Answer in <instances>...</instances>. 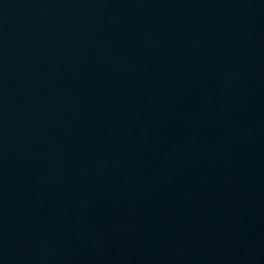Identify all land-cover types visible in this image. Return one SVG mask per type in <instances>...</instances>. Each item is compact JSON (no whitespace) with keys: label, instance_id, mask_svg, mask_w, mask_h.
<instances>
[{"label":"water","instance_id":"water-1","mask_svg":"<svg viewBox=\"0 0 264 264\" xmlns=\"http://www.w3.org/2000/svg\"><path fill=\"white\" fill-rule=\"evenodd\" d=\"M0 264H264V0H0Z\"/></svg>","mask_w":264,"mask_h":264}]
</instances>
